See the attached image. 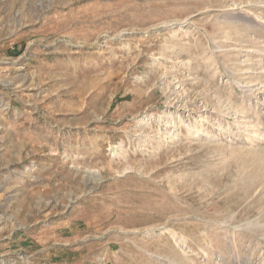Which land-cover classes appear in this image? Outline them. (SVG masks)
Returning a JSON list of instances; mask_svg holds the SVG:
<instances>
[{
    "label": "rangeland",
    "instance_id": "obj_1",
    "mask_svg": "<svg viewBox=\"0 0 264 264\" xmlns=\"http://www.w3.org/2000/svg\"><path fill=\"white\" fill-rule=\"evenodd\" d=\"M0 264H264V0H0Z\"/></svg>",
    "mask_w": 264,
    "mask_h": 264
},
{
    "label": "bare ground",
    "instance_id": "obj_2",
    "mask_svg": "<svg viewBox=\"0 0 264 264\" xmlns=\"http://www.w3.org/2000/svg\"><path fill=\"white\" fill-rule=\"evenodd\" d=\"M249 87H250V86H249ZM247 91L250 92V88H249V90L247 89ZM250 93H251V92H250ZM171 234H172V233H171ZM173 236H174V235H173ZM174 237H175V236H174ZM173 240H174V239H173ZM175 241H176V240H175Z\"/></svg>",
    "mask_w": 264,
    "mask_h": 264
}]
</instances>
